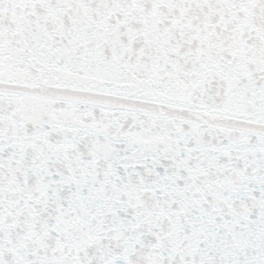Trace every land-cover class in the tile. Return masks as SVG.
I'll use <instances>...</instances> for the list:
<instances>
[{
    "label": "snow or ice",
    "instance_id": "snow-or-ice-1",
    "mask_svg": "<svg viewBox=\"0 0 264 264\" xmlns=\"http://www.w3.org/2000/svg\"><path fill=\"white\" fill-rule=\"evenodd\" d=\"M0 264H264V0H0Z\"/></svg>",
    "mask_w": 264,
    "mask_h": 264
}]
</instances>
